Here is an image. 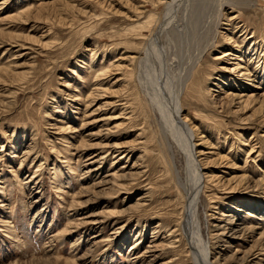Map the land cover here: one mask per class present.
<instances>
[{"label":"rangeland","instance_id":"374dc122","mask_svg":"<svg viewBox=\"0 0 264 264\" xmlns=\"http://www.w3.org/2000/svg\"><path fill=\"white\" fill-rule=\"evenodd\" d=\"M227 1L199 77L180 92L179 115L188 128L207 131L204 148L197 146L203 134L192 140L195 155L204 151L216 164L207 169L196 157L210 262L264 264V115L256 103L223 99L236 61L219 60L243 50L253 71V43L264 63V0ZM173 2L174 19L156 44ZM186 2L164 0L157 9L156 0H0V264H194L176 228L183 199L174 176L184 178L186 158L158 102L176 92L190 54L170 32ZM262 78L242 80L256 102ZM191 84L198 93L188 99ZM114 174L116 181L106 177ZM207 176L219 182L214 193ZM226 219L240 240L211 237V226Z\"/></svg>","mask_w":264,"mask_h":264},{"label":"bare ground","instance_id":"6f19581e","mask_svg":"<svg viewBox=\"0 0 264 264\" xmlns=\"http://www.w3.org/2000/svg\"><path fill=\"white\" fill-rule=\"evenodd\" d=\"M161 1L162 0H156V4L154 3L155 5H157V7H156L157 9L160 8L159 5L162 4V2L164 0L162 2ZM169 1L172 2V0H168V2ZM228 1H230V0H228ZM228 1L226 2V4L228 3ZM224 4H225L224 0L223 1L220 0L217 3H215L214 0H190V1L187 0L186 4L183 7V10H182L183 15H182L181 19L179 20V23L177 25L175 23V26L173 25V28L170 30V32L172 33L176 42L179 41L181 43L180 46L185 48V50L187 52H189L190 54H189V56H187L188 58H187V61H185V64L184 63H183L184 65L182 64L184 67L182 66V71H180L181 77H180V81L178 84L179 86H178L176 92L173 93V95H171L169 97V99L167 100V102H165L164 104L161 102V99L158 100V102H160V104H161V111L163 112V115H164L163 117H166V118L170 117V123L171 124H167V125H170L179 134V136H178L179 138L177 137V135H175V136L178 138L177 140H180V144L182 145V150H183V153H184L185 158H186V169L184 171V173H185L184 178H181L179 176V174L177 173V171H176L177 175L175 174V176H174L175 179L178 180V183H176V185L178 187L179 194L182 195V199H183V204H182V206L180 205L181 206V212L183 215H181V219H179L180 221H179V224L176 225V228H178L177 230H178V232H180V234H183V237H184V240L186 241L187 246H189V248L193 249L192 252H193V255L195 256V258L193 257L195 259L194 264H212L210 262L209 248H208L207 243H205L204 238L202 237L200 222H199V218H198L197 206H198V202H199V195L202 191V186L204 184V174H202V168L199 164L200 161H199V159L197 161L196 157L198 156V158H201V162H204L203 164H206L205 166H207L206 167L207 169L211 168L209 166H215L216 164H214V161L207 160L208 159L207 156H209V155H206L207 153H205L204 151L199 150V152L197 153V156L195 155L196 150L194 149L195 145H194L192 140L197 135L203 134L200 137V139L198 140L200 143L197 146H202L204 148V146H207L209 136H207L208 134H207L206 130L199 131V129H197V128L194 129V127L191 128L192 129L191 130L190 128H188L189 126L186 124V120L180 119L179 114H180V107L181 106L178 105V102H179L178 99L180 97L181 90L183 88L186 89L188 84H190V82H193L194 79L196 80V78L199 77V73L198 72L196 73V66L199 64V61H201V58L203 57L204 52L208 51V49H210L212 44L214 43V39L216 37L215 32L218 29L217 27H218V23L220 22V17H224L223 12H222L223 11L222 7L224 6ZM177 5H178L177 2H175V3L173 2V3H171V5H168V8H167L166 14H165V17H166L165 22L166 23L159 26L158 30L156 31V34L154 35V40L157 42L156 44H158L159 36L163 32L164 28L167 25H169V23H171V20L174 19L173 14L176 12L175 7H177ZM142 13H144V12H142ZM181 14H182V12H181ZM140 15H141V12H140ZM176 17H178V16H176ZM141 18H144V17H141ZM145 18H146V16H145ZM154 20L155 19H153V17H151V18L149 17L142 24V26H144V28H145V26L150 25L152 22L155 23ZM227 22H230V20ZM151 28H152V26H151ZM238 28H240V27L235 25V29H238ZM140 29H143V27H140ZM145 29H148V28H145ZM149 30L150 29H148V31ZM152 30L154 31V29H152ZM133 31H135V30H133ZM129 32L131 33V31H129ZM142 33H143L142 31H139L137 34L135 33L136 34L135 36L137 38L138 37L141 38V37H143ZM151 35L152 34H150L149 36H151ZM149 36L147 37V39L149 38ZM225 38H226L225 40L228 42L231 40V38H229V37H225ZM251 38L252 37L244 38L242 40V44L245 45L247 40L251 39ZM172 39H170V40L172 41ZM150 40H152V39H150ZM163 42H164V40H163ZM168 42H170V41H168ZM152 43L155 44L154 42H152ZM160 43H161V41H160ZM173 43H175V42H173ZM169 44H172V43H169ZM177 44H179V43L177 42ZM177 44H174V45L172 44V45L176 47ZM158 47H160V46H158ZM158 47H156V48L159 50L160 48H158ZM166 47H167V45H166ZM152 48H153V45H152ZM162 49L160 52H158L159 54L164 53L162 51ZM173 49H175V48L173 47ZM151 50L153 51V49H151ZM167 50H169V49H167ZM176 51H178V50H176ZM249 51H252V53L254 52L255 55L256 54L258 55L256 57H254L255 55L253 54L252 57L247 59L248 63H250L249 61H251L252 59L258 60L256 67H255V65L253 66L254 67L253 71H251L248 68V65H246L247 63L245 64L246 60L244 58H242L243 50L238 51L236 54H232L233 52L229 51L227 53L222 54L219 57V60H222L223 62L236 61V62H234V64H232L233 67L230 68V75L233 76L234 79L232 81L228 82L227 86H225L229 90V92L226 94V96L224 95L225 98H223V99H226L227 101H229L228 103L231 104V106L232 105L235 106L237 104V105H239V107L242 106V108H245L248 102L256 103L259 106L258 108L261 110V114L264 115V95H260L259 96L260 101L256 102L258 99V98H256V95L251 94V95L247 96L246 94H244V92H252V91L251 90L249 91V89H248L251 87L250 84L248 85L249 87L246 88L244 83L242 82V80L249 81V83L255 81V79L262 81L263 80L262 77L264 75V68L260 67V65H264L263 61L260 63V61H261L260 54L263 52V48L261 47L259 50V49H257L256 45L251 43L249 48H248V52ZM144 53H145V51H144ZM172 53H173V51H172ZM174 53L176 54V52H174ZM181 53L182 52L178 53L179 55L177 54V57L180 56ZM183 53H185V52L183 51ZM194 53H196V54H194ZM175 54H174V57H175ZM169 55H170V53H169ZM181 56H183V55L181 54ZM183 57H185V56H183ZM243 57H246V56L243 55ZM127 58H129V57H127ZM172 58H173V55H172ZM173 60H175V63H173L175 65L177 63V61L175 58ZM178 62L179 63L181 62L180 59L178 60ZM182 62H183V60H182ZM167 66H169V64ZM173 66H171V67H173ZM126 67L128 70L129 66H126ZM178 67L181 68V64ZM124 69H125V67H124ZM179 70H181V69H179ZM103 76L105 77V74H101L100 77H97L96 78L97 82L101 81L102 80L101 78ZM260 76H261V78H259ZM248 78H250V80H248ZM190 86H191L190 89H187L188 92L186 91V93H187L186 97L188 99L191 98L193 96V94L198 93L194 90L195 87L192 88L193 84H191ZM157 96H159V95H157ZM155 102H156V100H155ZM185 102H186V100H184V103ZM157 106H159V105H157ZM158 108H160V107H158ZM158 110H160V109H158ZM217 130H219V129H217ZM200 132H202V133H200ZM175 140H176V138H175ZM168 148H169V150L171 149L169 147V145H168ZM110 154H112V153H110ZM97 157H98L97 155H92L87 160L92 161ZM90 164H92V163H90ZM245 165H246V162H245ZM94 171L96 172V170H94ZM94 171H89L88 173H93ZM243 173H245V172H243ZM211 176H207V178H208L207 182H208V184H209V182H210V184L212 182V186H211L212 189L211 190L209 189V191H211V193H214L218 189V183L219 182H217L216 179L214 177H211ZM106 177H111L116 181V179H118L120 176L114 174L113 176L107 175ZM123 188L124 187H122L121 189H123ZM224 190H227V189H224ZM116 191H119V189ZM233 191H234V189H230L229 194L232 193ZM213 196H214V194H213ZM184 200H185V203H184ZM221 216L231 218L230 215H227V216L221 215ZM232 226H233V220H230V219H226V221H224V220L216 221V223L211 226L213 228L211 237L214 238L215 240H217L216 242H221V239L226 238L227 236L232 238V239L240 240L241 239L240 238L241 235H239L240 231L235 230ZM253 232L251 231V233H253ZM173 233L174 232L170 233L169 236H171ZM172 236H174V234ZM181 239H182V236H181ZM259 239H264V232L261 233V235L259 236ZM179 242H181V241L177 240L173 243L176 244ZM173 243L170 242V245H171L170 247H173L172 246ZM262 248L263 247L261 246L260 249L259 248L258 249L260 251H264ZM187 252H189V251H187ZM253 254H255V253H253Z\"/></svg>","mask_w":264,"mask_h":264}]
</instances>
